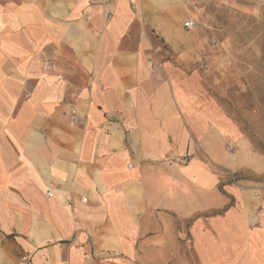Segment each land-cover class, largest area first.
<instances>
[{
  "label": "crops",
  "instance_id": "obj_1",
  "mask_svg": "<svg viewBox=\"0 0 264 264\" xmlns=\"http://www.w3.org/2000/svg\"><path fill=\"white\" fill-rule=\"evenodd\" d=\"M184 16L181 0H0V264H264V181L222 189L212 167L264 170L157 57L184 49Z\"/></svg>",
  "mask_w": 264,
  "mask_h": 264
},
{
  "label": "rangeland",
  "instance_id": "obj_2",
  "mask_svg": "<svg viewBox=\"0 0 264 264\" xmlns=\"http://www.w3.org/2000/svg\"><path fill=\"white\" fill-rule=\"evenodd\" d=\"M181 3L186 11L181 28L189 38L181 41L180 52L159 42L158 60L169 63L181 78L191 79L197 99L226 116L247 143L245 161L253 163L256 171L264 170V0ZM187 19L194 21L191 29L183 26ZM186 44L191 48L185 49ZM223 147L230 158L237 159V139L226 138ZM212 170L222 189L240 181H264V174L245 166L235 170L213 166ZM229 203L233 204L231 197Z\"/></svg>",
  "mask_w": 264,
  "mask_h": 264
},
{
  "label": "built area",
  "instance_id": "obj_3",
  "mask_svg": "<svg viewBox=\"0 0 264 264\" xmlns=\"http://www.w3.org/2000/svg\"><path fill=\"white\" fill-rule=\"evenodd\" d=\"M88 1L91 2L92 0H88ZM86 18L88 19L89 17H86ZM193 25H194V22L192 20H189V21L184 23V27H186L187 29H191L193 27ZM44 67L49 69V68H51V65L48 62H46L44 64ZM77 121H78V116L76 115L75 110H71V120H70V122L71 123H76ZM183 158H185V157H183ZM46 193L50 194V191H47Z\"/></svg>",
  "mask_w": 264,
  "mask_h": 264
}]
</instances>
